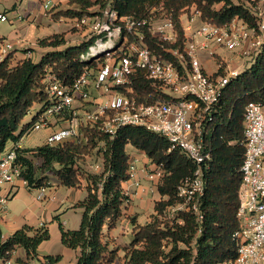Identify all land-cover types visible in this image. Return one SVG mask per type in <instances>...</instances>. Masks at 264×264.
Returning <instances> with one entry per match:
<instances>
[{
  "label": "trees",
  "instance_id": "1",
  "mask_svg": "<svg viewBox=\"0 0 264 264\" xmlns=\"http://www.w3.org/2000/svg\"><path fill=\"white\" fill-rule=\"evenodd\" d=\"M96 5L101 10L110 5L119 17L135 20L166 15L177 33L174 43L159 41L150 34L147 25H138L135 30L156 56L172 60L178 68V60L168 49L182 52L184 34L180 17L192 7L200 12L201 20L219 26L227 25L235 17L255 26L248 8L233 0H68V7L53 12L52 16L55 20L92 16L95 13L89 10ZM38 43L53 48L38 61L31 57L14 60L11 52L0 61V152L26 135L25 130L38 114L21 123L30 109L48 102L43 83L47 72L64 84H71L84 68H95L102 59L80 58L93 43L92 39L64 46L63 34H53ZM183 56L188 66V58ZM131 87L132 96L144 103L168 97L140 69L132 75ZM257 100H264V42L251 65L230 78L223 88L213 118L215 129L207 142L211 160L203 172L205 186L198 200L201 218L192 210H180L172 216L166 213L168 207L179 201L177 186L192 176L196 165L178 149L168 150L166 138L143 127L123 126L110 138L97 126L87 124L80 126L81 137L76 141L18 147L15 163L19 166V178L28 188H45L53 179L67 188H85L86 196L74 205L81 209L79 227L65 229L59 223L61 242L77 251L74 264H112L118 247L110 248L105 236L125 215L124 210L131 202L122 187L128 179L130 157L125 147L130 144L160 166L164 175L157 186L159 198L148 221L139 224L134 216L128 217L132 230L123 249L124 264H222L234 257L236 250L232 234L239 226L236 211L244 154L243 112L249 101ZM93 153L100 155L99 172L88 169L86 163ZM48 238L47 229L24 225L7 239L0 237V257L11 258L16 248H22L27 259L37 258V246ZM60 258L44 255L42 264H55Z\"/></svg>",
  "mask_w": 264,
  "mask_h": 264
},
{
  "label": "built area",
  "instance_id": "2",
  "mask_svg": "<svg viewBox=\"0 0 264 264\" xmlns=\"http://www.w3.org/2000/svg\"><path fill=\"white\" fill-rule=\"evenodd\" d=\"M43 5L48 7V2ZM102 11L106 19L100 25L91 26L90 22L94 23L91 16L69 19L72 27L81 29L89 26L97 35L101 34L80 58L102 59L95 68H84L71 84H64L53 73L47 72L43 83L48 102L41 107L25 133L64 121V126L51 131L45 143L54 145L62 141H76L81 137L80 126L87 124L97 126L110 138L123 126L143 127L161 135L169 143L168 150L178 149L196 165L192 176L177 186L179 201L168 207L166 213L172 216L180 210H192L197 218H201L198 200L205 186L203 172L211 160L207 142L215 129L214 114L218 110L224 86L230 78L240 73L236 68L228 69L225 59L214 49H236L237 57L251 56L255 48H260L264 42V16L251 13L255 26H249L238 17L227 25L219 26L201 20L200 12L192 7L189 15L185 13L180 17L184 34L182 52L168 49L178 60V68L172 60L156 56L144 43L142 34L135 30L138 25H147L153 37L161 42L174 43L177 33L166 15L161 14L150 20H135L132 17H119L110 5ZM6 19V15L0 13V21ZM197 20L199 23L195 24ZM130 36H133L132 40H129ZM10 49L11 44L4 42L0 46V56L4 58ZM205 51L219 58L212 73H208L200 63L199 53ZM183 55L188 58V66ZM136 69L145 71L146 78L162 87L168 97L152 103L135 99L131 84ZM91 90L102 98L92 101V109L84 111V117L80 119L75 102L87 101ZM242 133L244 154L240 165L241 182L236 211L239 226L232 234L236 250L234 257L222 264H264V100L246 104ZM18 147L17 143H11L0 152V191L5 184L19 178V166L15 163ZM144 175L148 190L157 191L164 175L163 169L150 163ZM123 183L124 191L125 186L131 189L142 187L131 160L128 179ZM40 190L43 191L44 187ZM125 193L129 196L135 194ZM6 200L7 196L0 195V210L4 208ZM0 264H12V258L0 257Z\"/></svg>",
  "mask_w": 264,
  "mask_h": 264
},
{
  "label": "crops",
  "instance_id": "3",
  "mask_svg": "<svg viewBox=\"0 0 264 264\" xmlns=\"http://www.w3.org/2000/svg\"><path fill=\"white\" fill-rule=\"evenodd\" d=\"M1 1L2 0H0V2ZM4 1L9 8L5 7L0 11V13L5 14L7 17L6 20L0 21V24L6 21L8 23L0 25V46L4 42L10 43L11 49L8 51V53L11 52L14 60L31 57L33 61H38L44 52L53 49L50 46L39 45V40L47 38L53 34H63L65 39L64 46L79 43V41H70L72 39L70 36L71 33L69 31L71 27V21L66 18L55 20L52 16L53 12L68 7V0ZM46 2H48V7H44L43 5ZM36 5L37 8H35ZM39 12H42V16L44 17H39ZM198 23L199 21L197 20L195 24ZM64 46H59L58 48L60 49ZM26 50L27 52L25 53ZM204 55L207 61H211L213 58L206 51L200 52V62ZM2 58L3 57L0 56V61ZM214 71L215 70H211L207 72L212 73ZM64 124V121H58L48 128H43L46 130V134L44 136L43 142L39 145L45 143L46 137L51 133V131L64 126ZM22 137L17 142L19 147H25L21 144ZM10 145L11 144L8 146ZM133 149L135 148L133 147ZM135 150L141 155L140 159L142 163L139 166H135L136 176L140 179L142 187L136 189V193L130 196L131 200L138 194L150 192L147 188L148 182L144 178V170L150 167L151 162L145 156V154L138 151L137 149ZM132 159L134 161L137 160L136 157H133ZM87 162L88 161L86 160V163ZM144 182L145 184H143ZM122 185L124 186V183ZM40 193H42V195H40ZM86 194V189L83 187L79 189L67 188L65 186L59 185L54 179L49 186L44 188L43 191H41L40 188H28L21 178L15 179L12 183L5 184L0 191V195L7 196L5 206L2 210H0L1 239H7L15 230L21 228L24 225L31 227H43L47 229L49 233V238L41 241L37 246V258L27 259L24 250L22 248H16L13 251L11 257L12 264H42L44 255H60V260L55 264H74L76 261L77 251L65 247L62 244L59 223H61L65 229H77L79 227V225L77 228L66 227L67 220L65 215L68 213V210L72 208L79 209L81 211L80 208H77L74 205L78 201L82 200ZM153 198L155 200L159 198L157 191L153 192ZM137 223L143 224L144 222H141L138 219ZM117 225L115 228L106 233L109 234V237H111V241L108 239V236H105V239H108L109 241L110 248H113V243L117 240L114 234L116 233L114 231ZM105 230L106 229L103 231L105 232ZM131 230L132 226L130 228V231ZM112 239L114 241H112ZM123 247L121 248L123 249ZM120 255L121 249L117 251V258L112 264H120L118 259ZM120 261L121 264H123V259Z\"/></svg>",
  "mask_w": 264,
  "mask_h": 264
},
{
  "label": "rangeland",
  "instance_id": "4",
  "mask_svg": "<svg viewBox=\"0 0 264 264\" xmlns=\"http://www.w3.org/2000/svg\"><path fill=\"white\" fill-rule=\"evenodd\" d=\"M46 1V0H43ZM235 3H242L245 7L248 8L250 13H253L255 15H258L260 17L264 16V0H233ZM218 6V5H217ZM216 6V7H217ZM9 8L7 7L6 3L4 0L0 2V11L3 10L4 8ZM37 8V5L36 7ZM153 10V9H152ZM191 10V9H190ZM90 13H95V15H92L91 17L93 18L94 23L90 22V25L92 26L93 24H101L105 19L106 15L103 13V11L99 8V6H94L90 8ZM187 13V12H186ZM188 15L190 14V11L187 13ZM43 13L39 12V17H44L42 16ZM182 22H185V19L182 18ZM5 23H8L7 21L0 24L3 25ZM71 27L69 29L70 31V36L72 39L70 41H87L89 39L94 40L97 37H101L100 35H97L95 30L93 31L92 28H89V26L82 27L81 29L72 27V22H70ZM99 28V26H97ZM92 29V30H91ZM264 41V38H263ZM212 46V45H211ZM214 51L221 57L225 59L227 62V68H236L238 71H243L246 68H248L254 56L258 53L259 48H255V51L251 56H242V57H237V51L238 50H227L223 48H215ZM213 57L211 61H207L205 59V55L201 59V64L203 65V68L207 71L215 70L216 68V63L218 62L219 58L214 55L211 56ZM96 98V99H95ZM102 97L99 96V94L96 91L91 90L90 91V97L87 101L83 102H75V108L77 111V116L81 119L83 116V112L86 110H90L93 107V102L98 101ZM93 101V102H92ZM81 104V105H80ZM41 110V107L38 105H34L29 113L22 119V122H29L31 121L32 117ZM46 134V130L41 128L39 130H32L26 135L22 137L21 144L25 147H34L36 145H39L43 142L44 136ZM126 152L129 154L130 159L133 157H136L137 160H131L134 162L135 165L139 166L142 162L140 159V154L137 153L135 149L130 144H127L126 147ZM86 160L88 161V169H91L92 171L99 172L102 169L101 166V160H100V155L93 153L90 157H87ZM95 165H97V168H95ZM145 184V182L143 183ZM125 191L127 192H133L136 193V189H131V187H124ZM40 195H42L40 193ZM158 199V198H157ZM156 199V200H157ZM155 202V199L153 198V192H148V193H141L135 196L129 203V205L125 208L124 212L125 215L124 217H121L120 221L118 222V225L115 229L114 233L116 236V242L114 241L113 243V248L118 247V250L121 249V255L119 256V262L121 264V259H123L124 255V248L123 246H126L130 240L131 237V223L128 219V217L134 216L136 219V223L138 222V219L141 222H146L148 221L150 214L153 212V204ZM80 210L79 209H69L68 213L65 215L66 218V227L72 228V227H78L79 225V219H80ZM76 213V214H75ZM107 233V232H106ZM108 236V239L111 241V237H109V234H106ZM123 247V249L121 248ZM124 264V261L122 262Z\"/></svg>",
  "mask_w": 264,
  "mask_h": 264
}]
</instances>
